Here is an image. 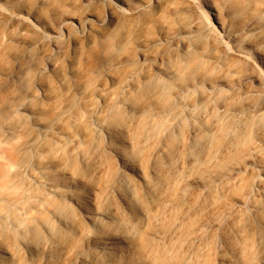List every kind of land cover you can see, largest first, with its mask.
Listing matches in <instances>:
<instances>
[{
  "label": "rangeland",
  "instance_id": "374dc122",
  "mask_svg": "<svg viewBox=\"0 0 264 264\" xmlns=\"http://www.w3.org/2000/svg\"><path fill=\"white\" fill-rule=\"evenodd\" d=\"M102 43L108 46L94 52ZM128 95L147 107L151 135L131 157L134 168L103 151L110 137L100 128L114 101ZM94 136L103 156L89 167L109 156L111 179L112 171L124 173L140 186L159 146L186 158L174 157L164 194L148 201L147 217L135 213L139 221L130 231L100 220L102 235L119 245L114 252L101 253L98 242L66 226L59 242L46 245L44 235L30 248L20 220L30 210L39 214L42 199L62 198L46 181L65 187L69 178L58 164L69 158L78 165ZM126 139L120 143L129 149ZM11 151L22 158L18 164L6 157ZM165 161L160 154L159 164ZM0 164L7 168L0 246L16 250L2 253L0 264H84L83 255L97 252L105 264H162V256L171 264H264V239L255 234L234 248H215L223 228L207 232L204 250L190 257L188 248L198 244L192 231L204 213L171 232L184 209V186L191 198L208 185V202L221 213L235 207L253 214L252 204L264 206V0H0ZM197 177L201 186L193 184ZM88 182L86 203L95 209L100 200L90 193L97 180ZM111 193L124 208L121 195ZM67 202L80 216L77 204ZM116 232L124 240L113 239Z\"/></svg>",
  "mask_w": 264,
  "mask_h": 264
},
{
  "label": "bare ground",
  "instance_id": "6f19581e",
  "mask_svg": "<svg viewBox=\"0 0 264 264\" xmlns=\"http://www.w3.org/2000/svg\"><path fill=\"white\" fill-rule=\"evenodd\" d=\"M178 38V36H176ZM176 37L173 36V39ZM176 38V39H177ZM108 44H99L94 52H99L105 49ZM227 52H229L227 50ZM246 58V55H240ZM95 65L92 63L91 66ZM89 69V68H88ZM126 97V98H125ZM123 100L116 102L117 105L108 111L104 117L100 128L105 130L110 137V141L103 151H107V148L112 152L117 153L127 167L134 168L130 164L131 157L137 158L141 154L146 143L150 139V131L148 130L149 115L148 109L145 104H138L130 97L125 96ZM57 116L52 115L48 118V122H54ZM241 132L233 133L235 138L240 136ZM127 135L126 142H129L131 148L125 149L121 146L122 138ZM197 136L195 135V138ZM79 143L78 139H75V145ZM91 145L88 149L83 150L78 165H72L69 158L63 159L58 164L59 170L62 174L67 175L69 178L65 187H59L47 180L46 186L53 192L61 194L62 198L56 200H50L48 198L42 199L37 208L40 213H36L30 210L26 218H22L19 222V226L23 228L22 235L27 240V245L30 248L34 246L32 243L37 242L45 235L46 245L52 246L56 242H59L60 235L62 234V227L66 228H79L90 236L93 241L98 242L99 251L114 252L119 248L117 243L108 242L107 236H103L105 232L104 228L100 227V220L105 217L113 224H117L119 229L131 230L139 219L134 218L135 213H139L141 217L148 216L147 203L148 201H154V198L164 194L166 184L171 180L175 170L173 169V161L176 156L177 161H185L184 153L179 152L174 154L168 146L159 148L152 154V158H148L151 174L147 175L145 172L141 173L143 182L141 186L130 180V178L124 174H115L112 171V179L110 177V157L105 156L102 163L97 166L89 167V161L95 160L103 156V151H100V138L93 137ZM190 145L185 144L184 149H189ZM165 154V163L159 164L158 159L160 154ZM6 157L10 159L13 164H18L22 159L17 152H9ZM175 168V167H174ZM7 174V168L5 164H0V182L5 184ZM93 178V179H92ZM89 179L97 180L90 193L92 198H99L100 203L97 208L90 209L87 206V198L84 195L87 183ZM112 183L110 184V181ZM93 182V181H92ZM201 178L197 177L193 180V184L201 186ZM94 183V182H93ZM97 184V185H96ZM210 184V183H209ZM112 187L111 191L118 192L122 198V204L124 208H120L116 202L111 191L100 193L103 189ZM206 189L199 190L193 197H188L187 186L181 187L179 190L182 200H184V209L179 217L175 221L171 228L172 233H179L187 227L190 220H194L198 215L203 214L199 218L195 230L192 231V238L195 245L191 244L189 249V256L195 257L199 254L200 244L202 243L204 236L207 232L214 231L216 228H223L226 236L224 239H215V248L220 250H226L225 247L232 246L233 248L240 243H243L247 239L251 238L255 234L258 238L264 239V206L262 203L255 202L252 204L253 214H250L246 210H240L238 208H231V210L225 212H219L216 206L208 202V185H203ZM109 187V188H110ZM90 196V197H91ZM71 200L77 204L81 210L80 216L72 211L67 200ZM170 203L169 198H165L164 204ZM41 209H45L48 214L41 215ZM52 214V216H50ZM234 214L232 219L228 222L229 216ZM59 223L55 222V220ZM227 220V221H226ZM229 223V225L227 224ZM42 227L46 228L47 234L43 233ZM229 227V228H228ZM97 229V230H96ZM97 231V232H96ZM104 232V233H103ZM3 235V229L0 227V237ZM113 239H123L124 235L121 232L111 233ZM214 236V235H213ZM225 240V242H224ZM225 244V246H224ZM15 246H0V260H2V253H15ZM93 253L88 257L83 255L84 264H105L103 261L97 259L98 253ZM224 257V256H223ZM162 264H171L168 259L162 256Z\"/></svg>",
  "mask_w": 264,
  "mask_h": 264
}]
</instances>
